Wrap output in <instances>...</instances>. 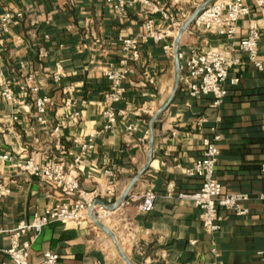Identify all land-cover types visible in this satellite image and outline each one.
I'll return each mask as SVG.
<instances>
[{
  "label": "crops",
  "instance_id": "0c3cea01",
  "mask_svg": "<svg viewBox=\"0 0 264 264\" xmlns=\"http://www.w3.org/2000/svg\"><path fill=\"white\" fill-rule=\"evenodd\" d=\"M205 0H155L147 5L136 0L125 15H118L106 0H0L1 12L22 11L24 17L0 39V155L17 160L35 156L37 161L61 158L73 165L81 152L80 142L90 132L102 130L105 117L104 94L110 87L105 71L111 63L120 65L125 53L120 37L144 35V21L155 16L162 29H168V42H175L181 26ZM251 15L242 18L233 40L219 37L192 22L182 34L179 50L186 54L222 45L238 46L247 34L249 22L263 25L258 54L264 61V8L248 0ZM163 9L168 17H163ZM171 18L177 24L171 25ZM138 62L125 81V97L115 106L118 121L111 130L98 134L94 149L76 164L82 188L108 204L106 191L116 190L102 221L115 233L116 240L95 222L52 223L39 235L29 232L30 260L41 262L44 253L59 252L60 264H264V73L246 58L230 76L239 84L227 82L223 103L214 107L213 96L194 98L188 94L185 67L175 56L165 53L162 43L143 41ZM66 76L62 85L52 82L56 63ZM32 75L40 85L38 94L53 98L43 124L38 120L35 96L21 89ZM4 77L15 81L19 104L11 105L2 94ZM74 84V101L68 104L64 85ZM173 102L152 123L157 110ZM147 112H146V111ZM78 112V118H70ZM60 133L53 129L61 121ZM134 126L135 130H130ZM217 126L221 135V154L216 176L223 191L249 195V214L239 216L219 209L220 230L209 236L202 226L201 209L181 194L200 189L202 179L189 177L185 170L202 156V140ZM152 129L153 159L150 157ZM149 164L131 187L126 199L118 203L135 177ZM113 175L104 176L105 169ZM0 184L11 192L0 197V249L10 245V232L22 221L65 200L68 194L50 183L30 177L7 161H0ZM148 188L156 193L150 212H140L141 194ZM216 247V253L213 251ZM8 257L0 253V264Z\"/></svg>",
  "mask_w": 264,
  "mask_h": 264
},
{
  "label": "built area",
  "instance_id": "2783aa9c",
  "mask_svg": "<svg viewBox=\"0 0 264 264\" xmlns=\"http://www.w3.org/2000/svg\"><path fill=\"white\" fill-rule=\"evenodd\" d=\"M112 4L114 11L120 16L127 13V9L132 6L136 0H106ZM153 0H144L147 5H151ZM260 8H264V0H255ZM158 3V0H155ZM160 11L163 17H168L163 9H155ZM252 10L248 4V0H214L209 2L201 11V13L193 21L196 27H202L214 33L219 37H225L233 40L238 33V24L242 18L251 15ZM24 17L23 12L7 10L0 14V39L8 33L12 25H17ZM190 17V16H189ZM264 24V17L262 18ZM175 19L171 18V25H176ZM247 34L238 41V46L222 45L221 47H211L202 52H192L186 54L179 50L178 59L182 61L185 67V78L187 82L188 94L194 98H202L206 95L213 96L212 105L218 107L223 103V99L227 95V82L232 85L239 84L240 78L231 77V71L239 66L242 59L237 54L240 52L246 54V58L254 65L255 68L264 73V61L259 57L258 46L261 38L263 25L255 21L249 22ZM146 30L144 35L137 37H120L118 42L125 53V58L120 61L117 66L111 63L105 71V75L111 84L104 94V110L105 123L102 130H95L89 133L85 141L80 142L81 152L74 158L73 165H68L61 158H48L45 161H37L35 156L26 159L17 160L14 155H0V161H7L19 171L30 177L41 179L50 183L56 188H60L68 194L65 200L60 201L57 205L47 208L40 214H35L31 221H22L17 227L10 232V245L7 249H0V253L6 254L8 262L6 264H60L59 252L48 251L44 253L41 262H32L30 260V248L32 241L26 239L29 232L39 235L41 230L52 223H68V222H95L89 214L92 208L94 215L101 221L107 217L108 208L99 204L95 196L87 193L81 186L79 173L76 168L87 153L94 149V140L98 134L111 130L118 121V114L115 106L121 103L126 92L125 81L132 71V63L138 62L140 58L141 43L151 39L155 42L162 43L165 53L169 56H175V44L169 43L168 29H162L157 23L155 16H147L144 21ZM54 72L51 75L52 82L62 85L66 73L62 64L57 62ZM2 94L11 105L20 103L15 95V81L4 77L2 82ZM19 87L28 90L35 96V109L38 120L46 124V113L49 106L53 103V98L48 94H38L40 85L34 82L32 75H28L24 82H17ZM62 91L69 98L68 104H71L76 86L74 84L64 85ZM146 111V110H145ZM147 112V111H146ZM78 112H73L70 118H78ZM264 126V119L263 124ZM66 127V121H61L53 129L54 133ZM213 134L202 140L203 153L195 163L185 170L189 177H200L202 185L200 189L192 194H181L193 201L201 209V220L203 229L212 237L214 242L215 234L221 227V216L219 209H227L236 215L243 216L250 213L246 202L249 195L240 192L223 191V186L219 178L216 176V169L221 154L220 140L221 135L217 126L212 127ZM130 130H135L134 126H129ZM262 174L264 176V165L262 166ZM111 169L104 170V176H111ZM11 192V189L0 184V197H4ZM116 190L113 186H109L106 191L108 198L107 206L114 204ZM141 203L138 206L140 212H150L153 210L156 202V193L152 188L146 189L141 194ZM260 200L264 205V193H261ZM130 203V199L125 200ZM0 231V237L1 235ZM213 251L216 253V247ZM264 261V251L261 252Z\"/></svg>",
  "mask_w": 264,
  "mask_h": 264
},
{
  "label": "water",
  "instance_id": "95a60500",
  "mask_svg": "<svg viewBox=\"0 0 264 264\" xmlns=\"http://www.w3.org/2000/svg\"><path fill=\"white\" fill-rule=\"evenodd\" d=\"M212 1H214V0H205L204 3L201 4V5L196 9V11H195V12H194V13H193V14L187 19V21L181 26L182 28L180 29L179 34H178V36H177V38H176V40H175V42H174V44H175V61H177V68H178V70H180V61H179V59H178L179 46H180V44H179L180 38H181L182 34L187 30V26H188L189 24H191V23L195 20V18L201 13L202 9H203V8H204L209 2H212ZM175 92H176V89L173 91V93H172V97L169 99V101L167 102V104H166L165 106H163L162 108H160L159 110H157V113H156L155 117L153 118L152 123L156 120L157 116H158L159 114H161L166 108H168V106L173 102V99H174V96H175V95H174ZM153 138H154V133H153V129H152L151 140H150L151 151H150V157H149V161H148L149 164H150V162H151L152 159H153V146H152ZM149 164H148L146 167H144V169L141 170V172L139 173V175H138L137 177L134 178L133 183H132V184L129 186V188L124 192V195L122 196V199H121L118 203H116L114 207H118L121 203H123V202L125 201L126 196H127V194L129 193L131 187L137 182V180L139 179V177L141 176V174H143V173L148 169ZM96 199H97L96 201H97L99 204H101L102 206H104L105 208H108V207H109V206H107V204H106L102 199H100V198H96ZM89 214H90V216H92V218L94 219L95 224H96L101 230H103V231L106 232L107 234H110V235L116 240V242H117V238H116L115 233L112 232V231L109 229V227H107V226H106L101 220H99V219L97 218L96 215H94V213H93V209H92V208L89 210ZM121 255H122V257L125 259V261L128 262V264H132L131 261L129 260V258H128L127 256H125V254H124V252H123L122 249H121Z\"/></svg>",
  "mask_w": 264,
  "mask_h": 264
}]
</instances>
